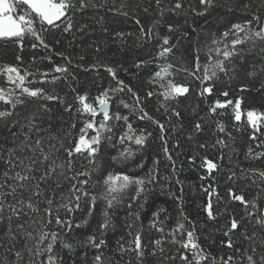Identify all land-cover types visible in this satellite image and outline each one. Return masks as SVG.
Here are the masks:
<instances>
[{
    "label": "trees",
    "instance_id": "obj_1",
    "mask_svg": "<svg viewBox=\"0 0 264 264\" xmlns=\"http://www.w3.org/2000/svg\"><path fill=\"white\" fill-rule=\"evenodd\" d=\"M72 2L56 27L32 16L38 37L0 38V69L24 76L20 85L0 71L11 94L0 100V264H264V121L247 120L249 110L264 113V39L252 35L264 26V0ZM249 21L245 32L232 27ZM205 68L216 75L205 80ZM170 82L188 91L166 97ZM105 93L106 121L79 100L97 108ZM97 132L94 157L69 155L81 134ZM141 134L142 145L121 140ZM110 175L143 180V191L129 183L113 192ZM188 232L198 250L183 246Z\"/></svg>",
    "mask_w": 264,
    "mask_h": 264
},
{
    "label": "snow or ice",
    "instance_id": "obj_2",
    "mask_svg": "<svg viewBox=\"0 0 264 264\" xmlns=\"http://www.w3.org/2000/svg\"><path fill=\"white\" fill-rule=\"evenodd\" d=\"M157 2H159V0H157ZM200 2L205 5H210L212 3V0H200ZM17 3L28 6V8H30L31 11L25 12L24 14H20L18 15V17H14L11 13H14L16 11ZM79 6L87 7L85 0H79ZM75 7L76 5L72 2V0H16V3H14L13 0H0V38H17L20 40L22 44V38L25 35V33H31L32 36L38 37V33L36 32L33 26L35 22L34 19L32 18L33 15L35 17H38L41 23H46L47 25L56 27L57 26L56 22L60 21L62 17H66L67 13L70 10L74 9ZM177 7H180V5L177 4ZM250 24H251V21L247 22L244 25L236 24V25H233L232 27L237 32H245L246 29H249ZM71 27H72V24H71V21H69L67 25L65 26V30H68ZM224 35L227 36L228 33H225ZM252 35H254L255 37L264 39V26H262L259 30L254 31ZM41 43H43L42 40H41ZM164 43L165 44L168 43L167 38H165ZM240 43H242L240 39H235L232 41L233 45H237ZM170 51H171V48L165 47L161 54L163 55L164 53H168ZM232 55H233V52H230V51L223 52V56L226 58ZM215 68H218L221 71H224L223 62L218 61L215 65ZM0 71L7 73L8 79L10 81L15 82L16 80H18L20 82V85H23L24 76L20 75L19 69H17L16 67L6 66L4 69H0ZM56 71H66V69L57 68ZM109 71L111 70L109 69ZM204 71H205V75L203 78L205 80H210L212 77L216 75L215 71H212L211 76L207 75L209 71L208 68H205ZM156 75L159 76L160 73L157 72ZM23 91L31 96H37L41 93L42 90H30L29 88H23ZM187 91H188L187 87L181 86V85H175L170 82L167 85V91L165 93V96L167 97V96L179 95L182 93H186ZM203 91L210 93L212 91V88L206 87L205 89H203ZM149 95H151V93H149ZM224 95L227 96V93H224ZM10 96L11 94H9L8 96H5L3 93V90H0V100L10 102ZM53 98L54 97H48V99H53ZM97 99L99 101V106L101 108V111L103 112V118L106 121L110 118L109 113L107 111V103H108L107 93L104 94L103 98L97 97ZM79 100L83 104L84 111L89 112L93 115L96 113V109L91 104L85 103V100H86L85 96H80ZM226 103L232 104L233 102L229 100ZM216 104H217V107H224V104H221L219 101H217ZM212 110L215 111V108H213ZM234 111H235V119L237 121H240L242 117V113L240 111V101L239 100L235 102ZM3 115H5V113L0 112V116H3ZM177 115H179V113H177ZM117 118H120V117H117ZM247 120H248V123L251 124L253 128H257V122L264 121V113H257L254 110H249L247 112ZM95 126L96 125L92 121H89L88 124L86 125V129L93 128ZM99 127L104 128L105 127L104 123L101 122ZM163 127H164L163 125H160L161 129H163ZM196 127L199 128L200 126L197 125ZM86 129H82L81 130L82 133L85 132ZM133 138L135 139V143L137 145H142L146 140V137L143 134L139 136H135V137L133 136L121 137V140L123 141L124 139H133ZM100 139L101 137H100L99 132H97V134L91 137L90 139L87 138L86 135L81 134L79 137V142L75 144L74 149L69 150V155H72V151L74 150L76 153L86 152L89 156L94 157L97 151L99 150L98 146L100 144ZM205 163L209 170L216 168V164H214L211 160H207V158H205ZM5 175H7V173H5ZM260 175L264 176V172H261ZM15 178L18 180L28 179V177L21 176L19 173H17ZM116 181H120V183L116 184L115 183ZM83 183H87V181L85 180ZM106 183L109 184L110 190L113 192L116 191L118 188L126 187L129 183H136V184L141 185L140 191H143V185H144L143 180L133 181L131 180L130 177L126 175H123V176H120V175L111 176L110 175ZM0 187H3V186L0 185ZM3 195L4 193H0V196H3ZM79 199L80 197L77 196L76 200L79 201ZM235 199L243 201L244 198L243 196H236ZM112 203H113L112 200H108L109 206H111ZM2 207H3V204L0 203V208ZM29 207H31V205H29ZM75 207L79 208L80 207L79 203H77ZM93 207H94V198H93ZM89 211H91V208L89 209ZM207 211H208V215L211 216L212 215L211 203L208 204ZM105 216L107 217V213H105ZM56 223L57 224L61 223L59 218H57ZM104 226L105 227L107 226V220L105 221ZM181 227L183 226L181 225ZM237 227H238L237 221L233 219L231 222L230 230L236 229ZM52 237L53 239H55L56 234L53 233ZM100 243H103V241H101ZM156 243L159 244L160 241H157ZM134 244H135L134 250L137 251V255L142 257L143 251L141 248V241H140L139 234H137V236L135 237ZM228 244L229 246H231V241H228ZM95 246L99 247V244H96ZM183 246L185 248H190V249H197V250L199 249V245L196 244L193 240L192 232L187 233V242L184 243ZM17 255H19V253H17ZM197 256H199V252H197L196 256H194L193 259H196ZM200 258L205 259L206 257L200 256ZM96 259L99 260L100 257L98 256L96 257ZM182 259L187 260L188 257L183 256ZM262 259H264V257H262ZM248 260H249V264H256V262L252 259L251 256L248 257Z\"/></svg>",
    "mask_w": 264,
    "mask_h": 264
},
{
    "label": "rangeland",
    "instance_id": "obj_3",
    "mask_svg": "<svg viewBox=\"0 0 264 264\" xmlns=\"http://www.w3.org/2000/svg\"><path fill=\"white\" fill-rule=\"evenodd\" d=\"M13 2L16 3V0H13ZM18 4L19 3H17L16 11L14 13H11L14 17H18V15L25 13V10H22V9L18 8V6H19ZM21 8H22V6H21ZM27 8H28V6H27ZM28 9L30 10V8H28ZM20 10H22V12L19 14L18 12H20Z\"/></svg>",
    "mask_w": 264,
    "mask_h": 264
},
{
    "label": "water",
    "instance_id": "obj_4",
    "mask_svg": "<svg viewBox=\"0 0 264 264\" xmlns=\"http://www.w3.org/2000/svg\"><path fill=\"white\" fill-rule=\"evenodd\" d=\"M108 102V101H107ZM96 109V113L94 114V115H97V114H101V113H103L102 111H101V108H100V106H98L97 108H95ZM107 111H108V113H110V111H111V103L110 102H108L107 103ZM93 115V114H92Z\"/></svg>",
    "mask_w": 264,
    "mask_h": 264
}]
</instances>
